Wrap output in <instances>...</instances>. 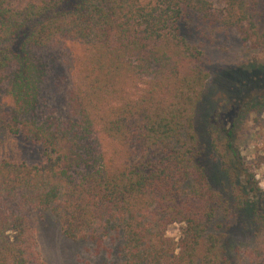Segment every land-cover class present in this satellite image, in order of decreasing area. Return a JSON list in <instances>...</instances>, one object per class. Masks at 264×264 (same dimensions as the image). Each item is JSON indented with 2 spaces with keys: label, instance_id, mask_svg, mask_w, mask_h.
Wrapping results in <instances>:
<instances>
[{
  "label": "trees",
  "instance_id": "1",
  "mask_svg": "<svg viewBox=\"0 0 264 264\" xmlns=\"http://www.w3.org/2000/svg\"><path fill=\"white\" fill-rule=\"evenodd\" d=\"M223 1L0 0V130L44 157L0 158V264H44L27 214L39 208H53L72 241L117 233L121 264H233L231 210L201 161L195 121L211 73L182 27L192 16L211 43L236 32L264 48L255 5ZM58 49L69 70L66 118L44 100V55ZM208 132L228 178L248 176L255 263L264 264V191L241 159L236 122L218 109Z\"/></svg>",
  "mask_w": 264,
  "mask_h": 264
},
{
  "label": "rangeland",
  "instance_id": "2",
  "mask_svg": "<svg viewBox=\"0 0 264 264\" xmlns=\"http://www.w3.org/2000/svg\"><path fill=\"white\" fill-rule=\"evenodd\" d=\"M212 1L218 7L224 4L223 0ZM249 3L256 7L255 21L264 47V0H249ZM182 27L188 40L204 51L211 73L195 121L203 151L201 161L215 191L226 197L231 210L224 228L227 250L233 264H256L261 255L256 251L252 210L248 209L247 204L255 200L248 176L242 174L233 181L228 178L221 160L213 153L208 129L210 119L218 109L225 111L230 123L236 122L241 159L264 191V79H261L264 73V48L257 49L245 44L236 32L219 34L211 43L201 36L198 21L192 16L184 20ZM44 57L50 63V79L44 90L45 105L56 117L66 118V91L69 85L66 56L58 49L46 53ZM251 95L258 97L250 100ZM247 104L249 108L244 109ZM0 158L34 165L41 164L44 157L38 146L4 135L0 130ZM249 194L252 197L250 200L247 198ZM260 205L264 207V197L260 199ZM27 214L37 232L44 264L122 263L121 236L117 233L99 238L94 243L72 241L64 236L53 208L32 209ZM179 235L180 226L169 230V236Z\"/></svg>",
  "mask_w": 264,
  "mask_h": 264
}]
</instances>
